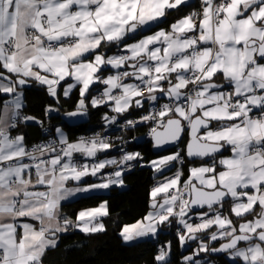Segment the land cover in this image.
<instances>
[{"label": "snow or ice", "instance_id": "6c2138e0", "mask_svg": "<svg viewBox=\"0 0 264 264\" xmlns=\"http://www.w3.org/2000/svg\"><path fill=\"white\" fill-rule=\"evenodd\" d=\"M33 83L56 105L61 89L78 90L74 108L48 104L45 117L67 126L106 107V127L144 126L167 154L145 165L121 136L122 155L108 158L109 136L71 140L63 127L28 146L12 130L44 127L23 112ZM0 97V264H44L61 234L103 233L106 199L74 220L64 202L124 186L132 162L156 175L149 211L119 232L125 244L175 223L182 248L199 242L182 264L209 252L264 264V0H0ZM133 109L139 118L120 123ZM170 253L167 241L155 264H171Z\"/></svg>", "mask_w": 264, "mask_h": 264}, {"label": "trees", "instance_id": "16d2710c", "mask_svg": "<svg viewBox=\"0 0 264 264\" xmlns=\"http://www.w3.org/2000/svg\"><path fill=\"white\" fill-rule=\"evenodd\" d=\"M193 5L198 8L197 2ZM190 10L192 9L188 11ZM175 18L170 16L168 19L171 21ZM163 26L167 27V24ZM0 99H3V97H0ZM23 99V112L44 121L43 128L39 124L30 123L27 126L21 125L12 130V135L22 133L26 137L28 146L40 140L51 138L48 130L52 129L54 135L56 127H63L71 140H75L79 134L94 133L105 127L102 116L109 111L106 107L90 109L91 115L86 121L68 123L65 126L58 113L52 112L49 117H45L44 109L46 105L52 104L60 107L62 111L71 110L78 99L77 90H74L69 98H63L60 95V104L56 105V102L47 95L43 87L33 83L26 89ZM140 113L141 110H130L124 117H120V121L124 120L125 117L130 119L138 116ZM143 130V126L135 130L129 129L126 135H139ZM131 147L141 153L143 156L142 162L145 165L160 156H155L152 153L149 141H135ZM113 154L116 156V148L109 150L107 155ZM183 170L187 173V164L183 166ZM152 173L153 171L148 166H134L130 171L124 173V186L112 188L105 195L96 194V199L77 198L64 203L63 213L74 220L79 210L97 206L102 200L106 199L110 213L102 218L106 230L103 233L90 236L74 230L61 234L58 239V246L55 249H50L44 256V264H155L154 256L167 241H171L169 256L171 264H182L183 257L193 253L196 243L187 244L182 248L176 236L177 225L175 223L171 227H164L155 240L144 238L132 244H125L119 236V232L125 224L135 223L148 212L149 192L155 182L151 179ZM224 211L227 213L228 205H225ZM218 245L219 242H214L215 247ZM198 258L201 259V264H232V261L227 258V254L213 258L208 253H201L199 257H196V259Z\"/></svg>", "mask_w": 264, "mask_h": 264}, {"label": "built area", "instance_id": "2783aa9c", "mask_svg": "<svg viewBox=\"0 0 264 264\" xmlns=\"http://www.w3.org/2000/svg\"><path fill=\"white\" fill-rule=\"evenodd\" d=\"M139 118V115L138 116H134L130 119H138ZM124 120L120 121V123H123ZM144 127V126H143ZM129 129H123L121 127H119L118 125H112V126H108V127H104L103 130L100 132L102 133L103 135H106V136H109L113 143L115 144V147L116 150H117V156H121L122 155V152L120 151V148H121V144L120 142L116 139L117 137H121L123 136L125 139H127L129 141V143L125 146V150L126 151H129L128 148L135 142H143V141H149L150 139L148 138L147 136V128L144 127V130L143 132H141L139 135H135V136H127V131ZM115 134V136L111 137V134ZM93 134H90V135H85V134H79L77 136L76 139H78L79 137L83 136V137H90L92 136ZM132 137H136L137 139L136 140H132ZM51 139V138H49ZM75 139V140H76ZM45 140H48V139H44V140H40L30 146H33V145H36V144H39V143H42L44 142ZM131 144V145H130ZM130 145V146H129ZM120 158V157H119ZM134 166H137L139 165L137 162H132ZM140 163H143L142 161ZM144 164V163H143ZM133 166V167H134Z\"/></svg>", "mask_w": 264, "mask_h": 264}, {"label": "crops", "instance_id": "0c3cea01", "mask_svg": "<svg viewBox=\"0 0 264 264\" xmlns=\"http://www.w3.org/2000/svg\"><path fill=\"white\" fill-rule=\"evenodd\" d=\"M191 2H192V4L193 3H195V2H197L198 3V0H191ZM112 51H115V50H110L109 51V54H111L112 53ZM70 82V81H69ZM78 91V90H77ZM61 96L63 97V98H65L64 96H63V94H62V89H61ZM136 110V109H135ZM137 110H139V109H137ZM87 120V118H85V119H83V120H81V121H77V122H69V123H79V122H84V121H86ZM104 122V121H103ZM105 124V123H104ZM66 134V133H65ZM67 135V134H66ZM13 136H15V135H13ZM230 153H228V154H225V155H229ZM108 156V155H107ZM79 158V157H78ZM101 158H104L103 156H101ZM108 158H115V155H109L108 156ZM116 159V158H115ZM86 182H92V178L91 177H89V178H86ZM112 188H117L116 186H112L109 190H107V191H103V192H101V193H98V194H102V195H105V194H107ZM75 199H77V198H70L69 200H67V201H65L64 203H66V202H70V201H73V200H75ZM249 219H251L252 217L251 216H249L248 217ZM233 219H234V217H233ZM178 227V226H177ZM74 231H77V232H79L78 230H74ZM79 233H81V232H79ZM146 238V237H145ZM144 239V238H143Z\"/></svg>", "mask_w": 264, "mask_h": 264}, {"label": "water", "instance_id": "95a60500", "mask_svg": "<svg viewBox=\"0 0 264 264\" xmlns=\"http://www.w3.org/2000/svg\"><path fill=\"white\" fill-rule=\"evenodd\" d=\"M150 143H151V141H150ZM151 151H152V153H153L154 155H157V156L166 153V152H159V151L155 150V149L153 148V146H152V143H151ZM155 175H156V174L152 173V175H151V179H152V180H154V176H155ZM148 209H149V204H148ZM193 243H194V242H191V241H190L188 244H189V245H192ZM217 247H219V245H218ZM208 255H209L210 257L217 258V257H220V256H224V255H226V253H212V252H209Z\"/></svg>", "mask_w": 264, "mask_h": 264}, {"label": "rangeland", "instance_id": "374dc122", "mask_svg": "<svg viewBox=\"0 0 264 264\" xmlns=\"http://www.w3.org/2000/svg\"><path fill=\"white\" fill-rule=\"evenodd\" d=\"M102 130H103V129H100V130H98V131H96V132H101ZM96 132H94V133H96ZM94 133H90V134H94ZM84 134H85V133H84ZM90 134H85V135H90ZM113 136H115V134L112 133V134H111V137H113ZM76 138H77V137H76ZM130 145H131V144H130ZM130 145H129V146H130ZM128 150H129V151H137V150L133 149L131 146L128 148ZM113 155H115V154H113ZM119 157H120V156H117V154H116L115 158H116V159H119ZM132 168H133V167H132ZM132 168H131V169H132ZM108 171H111V169H108ZM128 171H130V170H128ZM125 172H127V171H125ZM125 172H124V173H125ZM169 175H171V173H169ZM154 183H155V182H154ZM153 185H154V184H153ZM152 187H153V186H152ZM152 187H151V188H152ZM97 206H98V205H97ZM94 207H95V206H94ZM148 211H149V209H148ZM176 229H177V228H176ZM146 238L151 239V240H155V239H156V238H152V237H146ZM205 239H206V238H205ZM195 243H196V244H195V246H194V250H195V248L197 247V244H198L199 242L197 241V242H195ZM227 258L229 259L228 255H227ZM198 259L201 260L200 258H198ZM229 260H230V259H229ZM230 261H231V260H230Z\"/></svg>", "mask_w": 264, "mask_h": 264}, {"label": "bare ground", "instance_id": "6f19581e", "mask_svg": "<svg viewBox=\"0 0 264 264\" xmlns=\"http://www.w3.org/2000/svg\"><path fill=\"white\" fill-rule=\"evenodd\" d=\"M149 142H150V140H149ZM155 156H157V155H155Z\"/></svg>", "mask_w": 264, "mask_h": 264}]
</instances>
